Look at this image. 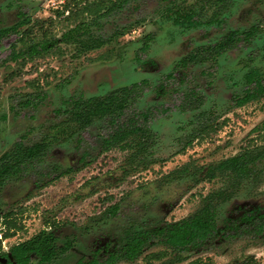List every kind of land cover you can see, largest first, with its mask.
Masks as SVG:
<instances>
[{
	"label": "rangeland",
	"instance_id": "rangeland-1",
	"mask_svg": "<svg viewBox=\"0 0 264 264\" xmlns=\"http://www.w3.org/2000/svg\"><path fill=\"white\" fill-rule=\"evenodd\" d=\"M100 1L0 0V29L29 19L18 32L0 38V156L17 141L33 144L50 137L58 125L74 128L70 115L61 110L69 107L66 101L70 97L104 96L145 79L149 83L143 84L144 92L130 106L128 116L134 115L142 123L144 118L138 114L151 112L147 123L153 143L143 153H137L136 147L105 150L104 140L113 128L108 118H96L90 126L76 128L72 136L60 134L42 161L32 163L23 176L12 178L0 191V255L7 252L12 258V245L47 227V221H55L62 225L64 235L76 239L67 253L50 264H76L84 255L91 259L86 247L95 239L94 244H104L107 235L120 231L130 220L141 224L158 218L182 219L201 206L203 196L226 187L221 179L196 184L173 179L169 173L175 169L184 164L216 163L264 144V97L242 106L233 101L235 95L244 93L246 72L259 67L264 74V0L220 5L222 22L192 29L173 22L174 10L193 9L205 21L218 10L214 0H128L107 16L98 17L110 4L98 11ZM80 22H90L88 31L93 37L109 41L80 56L74 44L61 41L40 55L9 59L13 48L18 51L44 39L59 38ZM252 24H259L261 30L251 43L239 42L217 61L180 67V60L189 52L218 42L232 29L247 30ZM122 30L123 34H115ZM148 34L152 35L149 40ZM145 41L150 48L143 52ZM171 72L174 77H168ZM192 91L194 108L189 99ZM83 155L89 165L53 179L57 165L81 167ZM119 200L118 217L103 219L101 227L88 230L93 219ZM240 205L264 209V172L255 183L246 182L237 189L222 215ZM7 212L17 224L10 237L4 236ZM112 227L116 229L111 231ZM65 240L64 236L61 242ZM165 249L162 244L151 245L139 258L115 264H168L175 257L171 248L162 259L150 258L152 252ZM183 255L185 259L172 264H264V239L243 234ZM99 258L103 262L106 253Z\"/></svg>",
	"mask_w": 264,
	"mask_h": 264
},
{
	"label": "trees",
	"instance_id": "trees-1",
	"mask_svg": "<svg viewBox=\"0 0 264 264\" xmlns=\"http://www.w3.org/2000/svg\"><path fill=\"white\" fill-rule=\"evenodd\" d=\"M127 1L101 0L97 4L98 11L103 8L104 4L109 2L110 4L107 6L106 11L98 13V17L107 16L112 10ZM232 1L214 0L218 10H215V13L205 21H201L198 18V13L193 11V9L185 11L175 9L173 12L175 16L172 19L175 24L187 29L197 28L203 23H220L222 19L220 18L219 6L228 5ZM28 20H18L12 26L0 29V38L3 35L18 32L19 28ZM89 23L80 22L66 30L59 38L44 39L18 51L13 48L9 59L18 60L24 56L34 57L40 55L58 45V42L61 41L74 44L78 56L100 48L109 39H104L100 36L93 37V34L88 31ZM260 30L261 26L259 24H252L247 30L232 29L218 42L200 46L196 50L189 52L188 55L180 60V67H187L190 63L196 64L209 59L217 61L220 56L235 49L239 42L251 43ZM124 32L125 30L116 31L115 34H123ZM151 37L152 35L150 34L146 36L148 40ZM148 47V41H145L142 49L146 50ZM168 77H174V72L169 73ZM245 82L247 86L244 93L234 96L233 101L236 106H242L250 101L264 97V74L259 67H252L245 73ZM148 83L149 81L145 79L132 85L111 90L104 96L73 99L71 107L65 111L70 114L69 120L72 122L76 121L81 127L92 123L95 118H108L113 128L104 140L105 150L121 146L122 148L136 147L137 153L146 152L153 143V131L147 123L151 112L143 111L138 114L144 118L142 123L137 122L134 115L128 116V113L130 106L138 99L139 94L144 92L143 84L146 85ZM192 92L189 99H191L193 103L191 106L194 108L197 105L195 97H193L195 92ZM200 103L202 102L200 101L198 106ZM262 126L264 127V122ZM60 130L69 134L74 132V130L70 129L69 124L63 125ZM61 131L59 132L58 130L50 137L46 136L41 141L31 145L17 142L13 148L4 152L0 157V187L6 181L19 174L28 164L42 159L48 148L53 144V141L61 134ZM88 164L89 161H85L83 166ZM80 169L81 167H69L56 175L55 179ZM262 172H264V144L245 148L239 153L221 159L216 163L207 165L184 164L169 173V176L177 180H190V182L195 184L200 180L221 179L226 187L215 189L203 196L201 206L195 212L182 219L167 221L164 218H158L153 221L142 222L141 224H138L135 220H130L120 231L112 227L110 230L116 229V232L107 235L110 237L104 244H94V241L97 240L95 239L86 247V250L92 253L91 259H87L84 255L77 260L76 264H115L119 260L133 261L139 258L147 247L156 244L165 245L166 249L152 252L150 255L151 260L164 258L168 253V248H171L175 252V257L168 259L167 263L172 264L185 259L186 256L183 255L185 251L191 252L202 248L205 249L214 242L216 244L231 237L250 234L264 239V209L260 205L254 207L236 206L232 210L228 209L226 214L222 215L224 205L233 198L237 189L246 182L255 183ZM108 198L112 199L113 196L110 195ZM121 209V200L108 205L98 217L93 219V223L87 226L88 230L92 231L96 226L101 227L103 219L111 221L113 218L118 217ZM10 214V212L5 213V223H7V229L4 232L5 237L13 235L14 231L10 230L17 227ZM221 216L223 217L222 222H220ZM47 225L51 229L45 227L32 237L12 245L10 247L12 258L9 257L7 252H3L1 255L7 257L8 262H0V264H32L34 262L33 259H35L36 264H50L61 255L67 253L76 238L64 235L63 230L60 229L62 225L55 221H47ZM110 232H106V234ZM64 236L66 240L62 243L61 239ZM103 252L106 253V258L102 262L99 256L100 254L103 255Z\"/></svg>",
	"mask_w": 264,
	"mask_h": 264
},
{
	"label": "flooded vegetation",
	"instance_id": "flooded-vegetation-1",
	"mask_svg": "<svg viewBox=\"0 0 264 264\" xmlns=\"http://www.w3.org/2000/svg\"><path fill=\"white\" fill-rule=\"evenodd\" d=\"M184 28H185V27H184ZM148 44H149V41H148ZM142 47H143V45H142ZM142 47H141L140 50L144 52V51L148 50V48H150V44H149V47H148L146 50L142 49ZM113 90H114V89H113ZM96 96H97V95H96ZM79 97H83V98H85V99H86V98H89V97H85V96H83V95H80V96H78V97L72 96V97H70V98L68 99V101H66L67 103H70V105H69L68 108L71 107V104H72L71 101H72L73 99H76V98H79ZM90 97H92V96H90ZM66 109H67V108H64V110H63V109H61V110H62V111H65ZM142 112H143V111H142ZM65 113H66V114H69V113H67L66 111H65ZM69 115H70V114H69ZM95 119H96V118H95ZM95 119H94V120H95ZM94 120H93V121H94ZM70 122H72V121H70ZM73 123L75 124L76 127L74 126V128H73L72 125H70V124H69V125L72 126V130H74V132H76V128H77V129H84V128L90 126L93 122L90 123V124H88V125H86L85 127H81L78 123H76V121H74ZM61 127H62V126H59V125H58V128H57V129L59 130V132L61 131V130H60ZM58 130H56V131H58ZM74 132H73L72 134H69V133H66V134H67V136L69 137V136L74 135ZM62 134H63L64 136H66L65 132H63V131H61V135H62ZM59 135H60V134H59ZM59 135L57 136L56 139H59ZM43 138H44V137H43ZM43 138H42V139H43ZM42 139H41V140H42ZM41 140H40V141H41ZM17 142H21V143H23V144H25V145H31V144H26V143L23 142V141H17ZM17 142H16V143H17ZM37 142H39V141H37ZM16 143H15V144H16ZM9 150H10V149H9ZM6 151H8V150H6ZM6 151H5V152H6ZM1 156H2V155H1ZM1 156H0V157H1ZM44 157H45V155L43 156V158H44ZM43 158L40 159V160H36V161H42ZM84 158H85V156L83 155V156L81 157V159H80L81 162H82L83 164H84L85 161H89V162H90V160H85ZM36 161H34L33 163H35ZM31 164H32V163L28 164L27 167H25L22 171L19 172V174H17L16 176H14V177H12V178H20L21 176H23V174H25V172L28 171V168L30 167ZM83 164H82V166H83ZM88 165H89V164H88ZM23 166H25V165H23ZM82 166H81V169H82L83 167H86L87 165H86V166H83V167H82ZM69 167L77 168V167H74V166H68V167H66L65 169H68ZM56 168L59 169V170H57V173L55 174V176L53 177V179H55L56 175H58L59 173H61L62 170H65V169L61 168L60 166H58V165L56 166ZM81 169H80V170H81ZM67 175H69V174H67ZM64 176H66V175H64ZM61 177H62V176H61ZM61 177H60V178H61ZM12 178H11V179H12ZM11 179H9L8 181H10ZM51 180H52V179H51ZM55 180H56V179H55ZM8 181H6V182H8ZM6 182L4 183V185H2V186L0 187V191H2V188L4 189ZM44 184H45V186L47 185V183H44ZM44 184H43V185H44ZM56 223H59V224H60V222H56ZM47 228H48V229H51L50 226L47 227ZM8 255H9V254H8ZM3 257H5V256L0 255V258H3ZM0 262H2V261H0ZM7 262H8V261H7ZM7 262H6V263H7ZM2 263H3V262H2Z\"/></svg>",
	"mask_w": 264,
	"mask_h": 264
},
{
	"label": "water",
	"instance_id": "water-1",
	"mask_svg": "<svg viewBox=\"0 0 264 264\" xmlns=\"http://www.w3.org/2000/svg\"><path fill=\"white\" fill-rule=\"evenodd\" d=\"M0 261H2L3 263H6L8 261V258L7 257L0 258Z\"/></svg>",
	"mask_w": 264,
	"mask_h": 264
}]
</instances>
